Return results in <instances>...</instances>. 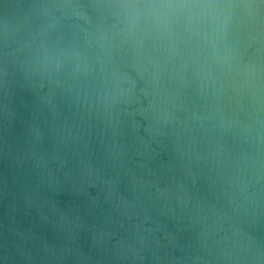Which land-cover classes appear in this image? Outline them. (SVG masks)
Returning <instances> with one entry per match:
<instances>
[{
	"label": "water",
	"instance_id": "obj_1",
	"mask_svg": "<svg viewBox=\"0 0 264 264\" xmlns=\"http://www.w3.org/2000/svg\"><path fill=\"white\" fill-rule=\"evenodd\" d=\"M0 264H264V0H0Z\"/></svg>",
	"mask_w": 264,
	"mask_h": 264
}]
</instances>
